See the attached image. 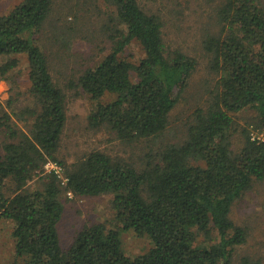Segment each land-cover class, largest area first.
<instances>
[{
	"label": "trees",
	"instance_id": "obj_1",
	"mask_svg": "<svg viewBox=\"0 0 264 264\" xmlns=\"http://www.w3.org/2000/svg\"><path fill=\"white\" fill-rule=\"evenodd\" d=\"M53 0H22L0 15V75L27 61L34 108L28 131L13 130L9 115L0 116V131L11 139L0 153V221L12 222L14 258L23 264H231L234 247L245 230L230 218L234 201L254 180L264 179V141L244 131L240 149L232 150L233 113L254 109L264 132V2L224 0L218 7L220 32L208 35L204 47L219 77L204 108H197L181 144L166 146L157 161L143 169L92 150L71 164L57 157L66 122L65 94L55 84L46 54L34 33L46 20ZM115 7L117 27L111 50L77 78L90 100L92 127L108 126L123 141L158 135L186 87L195 59L167 51L162 22L137 0H105ZM135 40L144 55L136 62L124 54ZM110 100L101 102L105 96ZM47 161L61 166L63 180ZM8 190L9 193L6 192ZM111 193L115 219L123 230L147 235L152 247L131 257L120 233L101 223L84 226L63 249L57 224L61 195Z\"/></svg>",
	"mask_w": 264,
	"mask_h": 264
},
{
	"label": "rangeland",
	"instance_id": "obj_2",
	"mask_svg": "<svg viewBox=\"0 0 264 264\" xmlns=\"http://www.w3.org/2000/svg\"><path fill=\"white\" fill-rule=\"evenodd\" d=\"M22 0H0V15L8 13ZM224 0H137L148 13L156 14L162 22V37L167 51L179 50L195 59L185 89L168 114V124L156 136L134 141L120 140L108 126L92 127L87 115L97 101L90 100L78 86V76L98 63L110 50L117 27L115 7L105 0H53L50 12L40 29L33 35L46 54L49 71L55 84L65 94L66 122L61 133L57 157L71 164L92 150H100L112 159L126 161L143 169L148 161H157L168 145L181 144L187 128L194 121L197 108H206L216 90L219 74L212 69V54L204 47L208 35L220 32L217 10ZM264 2V0H261ZM124 54L132 61L144 55L139 43L132 40ZM5 76L0 75V116L9 115L13 130L28 131L32 117L20 115V110L36 106L29 91L27 61L24 55ZM7 57H0V66ZM105 96L101 102L110 100ZM254 109L233 113L230 131L232 150L237 152L244 140V131L259 128ZM8 129L0 131L2 144L11 139ZM63 173V172H62ZM7 193L8 190H6ZM111 193L75 196L61 195L63 213L57 224L59 242L67 249L77 233L87 225L103 224L106 229L120 233L122 248L131 257L141 255L152 247L147 235L138 236L133 230H123L115 219ZM231 220L244 228L245 241L234 247L231 264H264V179L254 180L233 203ZM12 222L0 221V264H23L14 258Z\"/></svg>",
	"mask_w": 264,
	"mask_h": 264
},
{
	"label": "built area",
	"instance_id": "obj_3",
	"mask_svg": "<svg viewBox=\"0 0 264 264\" xmlns=\"http://www.w3.org/2000/svg\"><path fill=\"white\" fill-rule=\"evenodd\" d=\"M249 137L251 140L264 141V132L260 131L259 129L258 130L250 129ZM44 169L46 171L54 170L55 173H57V175L63 180L62 182L65 181V179L63 177L61 166L58 163L52 162V161H47L44 165ZM68 193L70 194L71 192H68Z\"/></svg>",
	"mask_w": 264,
	"mask_h": 264
}]
</instances>
